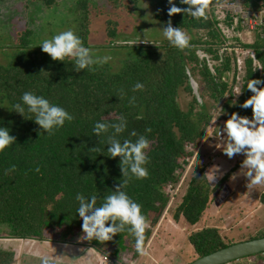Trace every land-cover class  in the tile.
<instances>
[{
	"label": "trees",
	"instance_id": "obj_1",
	"mask_svg": "<svg viewBox=\"0 0 264 264\" xmlns=\"http://www.w3.org/2000/svg\"><path fill=\"white\" fill-rule=\"evenodd\" d=\"M138 1L129 0L124 7L131 11ZM149 1L163 28L171 20L173 27L196 32L195 37H190V48L181 51L166 38L134 45L120 42L119 22L108 19V45L122 52L120 67L114 70L115 62L109 61L103 66L91 65L94 70H77L75 60H53L42 48L34 47V29L27 27L18 33L13 57L6 65L0 63V127L16 138L0 152V239L41 241L46 230H51L58 241L83 242L107 254L115 264H119L120 254L126 264H144V256L135 250V239L127 233L117 234L104 243L82 240L86 233L77 212L80 201L76 197L83 195L85 202H90L95 195L99 207L106 196L124 191L143 206V212L150 218L146 246L153 234L152 227L159 222L170 198L164 187L180 180L181 170L188 165V158L196 155L205 130L214 120L225 123L233 112L252 117V109L240 105L252 95L247 81L264 80V69L254 71L251 58L255 53L257 64L264 66V25L255 28V39L251 42L234 37L249 53L244 61V74L240 76L238 55L233 46H225L228 38L221 23L243 31L240 14L228 6L240 2L246 12H258L264 11V0H212L207 20H196L183 13L170 16L168 0ZM174 2L178 7H188L180 0ZM44 3L50 9L56 0ZM217 3L227 6L222 10L223 18L217 14ZM70 9L75 18L69 25L84 46L91 49L90 56L98 59L89 43L93 16L90 1L76 0L75 7ZM202 50L211 54L216 61L214 65L208 56H201ZM198 74L203 81L201 97L214 100L215 109L221 103L217 118L208 111V102L199 107L191 84ZM239 82L243 91L235 97V85ZM137 83L144 87L133 91ZM183 91L193 96L188 108L181 104ZM25 92L43 96L50 104L65 108L74 119L66 120L63 127L54 128V134L50 135L37 123L35 115L27 111L21 98ZM233 99L238 100L235 107L231 104ZM16 103L25 107L23 114L13 108ZM97 123L106 124L107 131L97 133ZM115 125L123 131L117 132ZM133 131L137 135L133 136ZM141 136L151 142L145 150L150 160L145 165L148 176L136 179L131 172L134 161L124 165V157H111L108 149L113 140L136 143ZM195 181L173 214L175 220L183 216L192 225L201 219L213 193L208 184L200 181L198 185ZM260 201L264 205V194ZM260 237H264V228L249 240ZM188 238L194 260L234 244L225 242L220 228L211 225L193 230ZM15 251L0 246V264H17Z\"/></svg>",
	"mask_w": 264,
	"mask_h": 264
},
{
	"label": "rangeland",
	"instance_id": "obj_2",
	"mask_svg": "<svg viewBox=\"0 0 264 264\" xmlns=\"http://www.w3.org/2000/svg\"><path fill=\"white\" fill-rule=\"evenodd\" d=\"M89 1L93 11L90 47L98 58L106 55L111 56L110 61L115 62L114 70L120 67L122 52L119 48L108 45L109 41L106 35L108 19L119 22L120 42L135 41L137 38H141V42H143L146 36L149 42L154 43L156 40L164 38L162 35L164 28L155 19L154 8L149 0H139L136 8L131 11L124 7L129 0ZM139 4L141 6L148 5V7H141ZM75 5L76 0H56V3L49 9L46 8L44 0H0V63L5 65L9 63L13 57L12 52L16 49L17 35L27 27L34 29L32 45L36 48H42L40 43L43 40L50 39L62 31L72 30L69 23L74 20L75 15L70 7L73 8ZM224 6L221 9L219 7V11L217 10L219 18L224 17L222 12L226 8ZM241 7L239 2L229 9L232 8L238 14L241 12ZM243 11V13H239L244 27L243 31H235L221 23V27L228 38L225 46L228 48L233 46L232 48L238 55L240 76L244 74V61L249 53L234 40V37H239L243 42H251L255 39V28L264 25L263 10L249 11V13L246 10ZM251 13H253V17L250 16ZM184 31L190 37L196 36L195 31ZM200 53L201 56H208L212 65L216 63L211 54L204 50ZM193 80L199 84L201 94L202 77L198 74ZM236 87H240V82L235 85ZM192 99L193 96L190 93L183 91L181 96L182 107L188 108V103ZM204 101L203 104L199 103V107L205 106V103L208 102V111L217 118L221 103L215 109L213 107L214 100L205 98ZM214 121L209 128L215 126L223 128L225 123L220 124V120ZM214 143L212 138L207 141L203 138L196 155L188 158V165L185 170H181L180 180L172 186L164 187L170 198L159 222L152 227L153 234L146 245L148 254L144 255V264L190 263L194 260V255L191 252L188 235L192 234L193 230H198L207 225L220 228V233L227 243L247 241L262 232L264 228V205L260 198L264 194V187L248 189L247 178L242 174L236 175V178L232 179L234 174L241 172V162L245 157L238 154L230 159L221 149L215 148ZM212 167H218L220 170V174L214 181L204 176ZM193 180H196L195 183L198 185H200V181L204 185L208 184L207 186L213 191L212 201L195 225L189 223L183 216L179 220H175L173 217ZM44 243L56 247L57 252L55 254L64 255L65 264H98V258L95 257L94 252L87 251L80 242H76L73 246L61 244L64 242L58 241L56 233L51 230H46L44 240L41 241L34 239L14 240L7 237L0 239L1 247H11L16 250V253L22 250V255L16 256L18 264H39V261L29 256L28 252L30 249H40ZM88 257H90L91 263H88ZM105 264H110V262ZM226 264H264V251Z\"/></svg>",
	"mask_w": 264,
	"mask_h": 264
},
{
	"label": "clouds",
	"instance_id": "obj_3",
	"mask_svg": "<svg viewBox=\"0 0 264 264\" xmlns=\"http://www.w3.org/2000/svg\"><path fill=\"white\" fill-rule=\"evenodd\" d=\"M168 2L171 5L168 10L170 16L183 13L185 16H190L196 20H207L209 18V8L212 4V0H180L181 4L188 5L187 8H182L178 7L174 0H168ZM139 6L141 5L139 4ZM141 7L146 8L148 5ZM162 35L172 46L181 51L191 47L190 36L181 27H173L171 20L168 21V26L163 29ZM140 42L141 38L129 41L133 45ZM143 42H149L146 36ZM40 44L42 45V50L48 53L53 60H75L77 70L90 68L93 64L103 66L112 59L108 55L93 59L90 56L91 49L84 46L81 37L73 30L62 31L50 39L43 40ZM251 58L254 71L264 69V66L257 64L255 53L252 54ZM90 70L94 69L90 68ZM191 84L197 101L203 104L205 101L199 92V84L195 80L191 81ZM260 85H264V80L259 78L248 80L247 89L252 95L240 105L242 108L252 109L251 118L247 115L233 112L226 120L223 128L215 126L206 129L204 136L205 141L212 138L215 141L213 146L221 149L230 159L238 154L244 155L245 158L242 162L241 172L234 174L232 179H235L236 175H244L247 178L248 189H260L264 187V87ZM143 87V84L137 83L133 91L142 90ZM242 91L240 87H236L233 96L239 97ZM21 98L24 105L27 106V111L35 115L37 123L44 129H47L50 135L54 134V128L63 127L66 120L72 121L74 119L65 108L50 104L49 100L43 96L35 95L32 92H25ZM237 103V99H233L231 102L233 107ZM13 108L21 114L25 112V107L19 103H16ZM223 112L224 109L222 108L221 114ZM114 127L117 132L123 131V128L119 125H115ZM95 131L97 133L107 131V125L97 123ZM147 131L150 132L151 129L149 128ZM132 135L135 136L137 133L133 131ZM15 139L14 136L9 134L8 129L0 127V152L10 147L15 142ZM150 143L149 139L144 136H141L136 143L125 141L121 144L113 140L111 141L112 146L108 149V154L111 157H124L122 161L124 165H127L130 161H134L131 164V172L136 179H144L148 176V170L145 165L150 160L145 150L150 148ZM93 151H98V149H93ZM127 174V170H125V175L127 176ZM218 174H220L219 168L212 167L204 176L214 181ZM125 183L127 184V181ZM76 199L80 201L77 212L79 217L83 219L82 228L84 233H86L85 236L81 237L82 240H97L104 243L112 241L117 234L127 233L135 239L136 252L141 256L148 254L145 240L146 233L151 229V221L147 214L143 212V206L140 203L120 190L106 196L104 202L99 207L96 206L97 200L95 195H93L90 202H85L83 195L77 196ZM117 221H119V224H117ZM56 252V247L44 243L38 250L30 249L28 255L38 260L39 264H65L64 255H57L55 254ZM21 255L22 250L16 253L17 257ZM109 262L115 264L111 258ZM119 264H126L125 258L121 254Z\"/></svg>",
	"mask_w": 264,
	"mask_h": 264
},
{
	"label": "water",
	"instance_id": "obj_4",
	"mask_svg": "<svg viewBox=\"0 0 264 264\" xmlns=\"http://www.w3.org/2000/svg\"><path fill=\"white\" fill-rule=\"evenodd\" d=\"M264 251V237L241 241L194 260L191 264H226Z\"/></svg>",
	"mask_w": 264,
	"mask_h": 264
},
{
	"label": "crops",
	"instance_id": "obj_5",
	"mask_svg": "<svg viewBox=\"0 0 264 264\" xmlns=\"http://www.w3.org/2000/svg\"><path fill=\"white\" fill-rule=\"evenodd\" d=\"M77 242L79 243V241H77ZM80 243H81V245H82L83 247L86 248L87 251L91 250L92 252H94L95 257L98 258V264H105V263L102 262V253H101L100 251H98L97 249H95V248H93V247H90V246L84 245L83 242H80ZM61 244H66V245H71V246L75 245V243H61ZM88 263H91V259H90V257H88ZM108 263H109V262H108ZM110 264H114V263L110 262Z\"/></svg>",
	"mask_w": 264,
	"mask_h": 264
},
{
	"label": "built area",
	"instance_id": "obj_6",
	"mask_svg": "<svg viewBox=\"0 0 264 264\" xmlns=\"http://www.w3.org/2000/svg\"><path fill=\"white\" fill-rule=\"evenodd\" d=\"M223 5H225V4H220V3H217V4H216V6H217V7H220V9H221V7H223ZM234 5H235V4L230 5V6H228V7H233ZM224 7H227V6L225 5ZM238 13H243L242 7H241V12H238ZM250 16L253 17V13H251ZM102 261H103V262H109V261H110L109 256H108L107 254H103V255H102Z\"/></svg>",
	"mask_w": 264,
	"mask_h": 264
}]
</instances>
